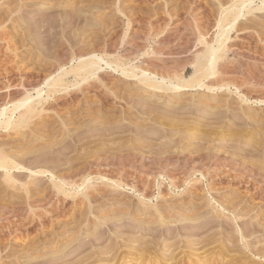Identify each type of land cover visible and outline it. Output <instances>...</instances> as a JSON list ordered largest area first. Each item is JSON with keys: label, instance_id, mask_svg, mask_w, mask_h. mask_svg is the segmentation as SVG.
Masks as SVG:
<instances>
[{"label": "rangeland", "instance_id": "1", "mask_svg": "<svg viewBox=\"0 0 264 264\" xmlns=\"http://www.w3.org/2000/svg\"><path fill=\"white\" fill-rule=\"evenodd\" d=\"M232 1L0 0L3 121L17 123L15 105L44 96L27 125H0V159L5 152L21 167L0 169V264H153L165 255L160 264H264V0H248L229 54L203 76L214 90L155 91L140 75L190 78ZM91 54L139 67V77L73 73L48 98L47 78Z\"/></svg>", "mask_w": 264, "mask_h": 264}, {"label": "bare ground", "instance_id": "2", "mask_svg": "<svg viewBox=\"0 0 264 264\" xmlns=\"http://www.w3.org/2000/svg\"><path fill=\"white\" fill-rule=\"evenodd\" d=\"M251 1H249L248 2V0H238V1H232V4H231V6L228 8V9H226L225 11H224V17L223 18H221V20H220V22H219V33H218V35H217V37H216V41H215V44H214V42H208V41H206V40H203V42H204V44H205V50H204V52L200 55V56H198L197 57V59H196V63L194 64V73L190 76V78H187L184 74H180L179 73V75H176L175 77H172V78H165V77H160L161 75H159V76H157V75H155V74H151L150 73V71H149V73L147 72V69H146V71H145V69L144 70H141V82L142 83H145V84H148V86L149 87H151V88H153L155 91L156 90H174V91H187V90H191V89H197V88H205V89H208V90H214V88H213V86H209V85H206L205 84V82H204V80H202V78H203V76H206L207 78H210V77H212V76H215V74L217 73L216 71H217V69H216V67H217V64H218V61L220 60V59H223L224 57H226V54L228 53H226V49H227V42H228V40L230 39V37H229V35H230V33H231V31L234 29V27H235V25H236V23H237V21H238V19L241 17V16H243V11L245 10V9H247L248 7H250L251 6V3H250ZM263 6H264V4H262ZM249 9V8H248ZM81 10V9H80ZM75 11V10H74ZM82 11H83V9H82ZM90 11V10H89ZM79 11H76V13L78 14V16H80L79 15V13H78ZM85 11H83L82 13H84ZM74 14H76L75 12H73ZM76 16V15H75ZM78 16H76V18L78 17ZM81 17V16H80ZM242 18V17H241ZM78 19H79V17H78ZM38 53V52H37ZM229 54V53H228ZM77 57H79L78 55H77ZM104 57V56H103ZM103 57H100L99 55H97V54H91V55H89V56H87V57H81L80 59H78V61H76L77 62V65H76V67L75 68H72V69H70L69 71H68V69L66 70V69H62L61 70V72L56 76V77H49V78H47V81L45 82V84H46V87L49 89L48 90V94H47V96H48V98H50V96H52V94H56V93H60V92H62V91H66L67 90V86H66V84L64 83L65 82V80H66V77H68L70 74L72 75L73 73L74 74H82V75H84V78H83V81H87L88 79H90L91 77L93 78V77H95V76H97L98 75V73L100 72V71H103V70H105V68H111L112 70H114V71H116V72H118L119 70H121V73L123 74V75H129V74H131V77H133V78H136V77H139L138 76V74H136L135 72L136 71H140V68L139 67H132V66H124L123 64L121 65L120 64V62H118V61H106ZM120 61V60H119ZM50 66V65H49ZM53 69V68H52ZM60 70V69H59ZM138 71V72H139ZM81 75V76H82ZM45 86V85H44ZM226 86L224 85V86H222V87H220V88H218V89H223V88H225ZM41 88V87H40ZM152 90V89H151ZM153 91V90H152ZM36 99H39L40 101L38 102V103H41V105L44 103L43 102V99H44V96H43V90L42 89H40V90H38L37 91V97L36 98H33V97H31V96H27L26 98H24L23 100H21V101H19L16 105H15V107H14V111L13 112H19V114H20V112L21 111H23L20 115H19V117H18V119H17V123L15 122V118L14 119H11V118H9V119H5L4 121H3V118H6L7 117V112H8V109H5L4 108V110H2V111H0V125H4L5 126V128H11V127H14L15 125L17 126V125H20V124H28V123H30L36 116H37V113H38V111H37V108H36V106L34 105V102H35V100ZM43 102V103H42ZM16 103V102H15ZM12 112V113H13ZM95 112V111H94ZM11 113V114H12ZM9 116V115H8ZM38 119V118H37ZM179 121V120H178ZM177 121V122H178ZM182 121H184V120H182L181 119V121L180 122H182ZM76 122V121H75ZM184 122H187V121H184ZM32 124V123H31ZM174 125V124H173ZM177 125V124H176ZM4 126H2V127H4ZM178 126V125H177ZM182 127V126H181ZM190 127V126H189ZM24 129H26L25 127H23ZM16 129V128H15ZM182 129V128H181ZM23 130V129H22ZM183 130V129H182ZM185 130V129H184ZM89 137H92V134H91V136H89ZM93 137H94V134H93ZM92 137V138H93ZM181 137H183V136H181ZM87 139H88V137H87ZM184 139V138H183ZM185 140V139H184ZM238 140V139H237ZM80 141V140H79ZM2 151V150H1ZM195 151V150H194ZM194 151H193V153H194ZM200 152V151H199ZM198 151H196L195 153H199ZM71 153V152H70ZM192 153V154H193ZM0 154H1V152H0ZM3 155L5 156V152L2 154V157H1V159H0V169H2V170H4V171H6L7 173H11V172H13V170H18V169H21V167H19V166H16V165H10V164H8L7 162H6V158H4L3 157ZM193 155H196V154H193ZM198 155V154H197ZM7 156V155H6ZM186 157H188V156H186ZM185 157V158H186ZM16 158V157H15ZM81 158V157H80ZM105 160V159H104ZM130 160V159H129ZM106 161V160H105ZM205 161H206V159H205ZM130 162V161H129ZM204 162V161H203ZM203 162H201V163H203ZM184 164V163H183ZM216 165V164H215ZM88 166V165H87ZM109 166H111V165H109ZM120 167H121V165H119ZM184 166V165H183ZM93 168L95 167V166H92ZM91 167V168H92ZM107 167V166H106ZM85 168H87V167H85ZM101 168H102V166H101ZM73 169V168H72ZM121 169H123V168H121ZM196 169V168H195ZM75 170V169H74ZM86 170V169H85ZM84 170V171H85ZM88 170V169H87ZM87 170L85 171V172H87ZM92 169H90V171H91ZM198 170V169H197ZM84 171H82V172H84ZM199 171V170H198ZM97 172V171H96ZM78 173V172H77ZM91 173V172H90ZM118 173V172H117ZM191 173H193V172H191ZM190 173V174H191ZM80 173H78L77 175H75L76 177L77 176H80V175H82V174H80ZM84 174V173H83ZM93 174V173H92ZM94 174H95V171H94ZM189 174V175H190ZM46 175V174H45ZM50 175V174H49ZM66 176H67V174H65ZM64 175V176H65ZM72 175V174H71ZM115 175V174H114ZM117 175V174H116ZM206 175V174H205ZM13 176V175H12ZM73 176V175H72ZM72 176H71V178H72ZM99 176H102V175H99ZM60 177H62V175L60 176ZM70 177V176H69ZM107 177V176H106ZM114 177V176H113ZM189 177V176H188ZM33 178V177H32ZM65 178V177H64ZM73 178H74V176H73ZM9 179V178H8ZM57 179V178H56ZM66 179V178H65ZM75 179V178H74ZM171 180H172V178H171ZM76 181V180H75ZM79 181V180H78ZM109 181V180H108ZM124 181V180H123ZM197 181H200V180H197ZM10 183H11V180H10ZM31 183V182H30ZM65 183V182H64ZM73 183V182H72ZM75 183V182H74ZM77 183V182H76ZM12 184V183H11ZM27 184V183H26ZM86 184V183H85ZM26 186V185H25ZM64 186V185H63ZM74 186V185H73ZM73 186H72V188H73ZM66 187V186H65ZM70 187H71V184H70ZM119 188V187H118ZM197 205V204H196ZM198 207H201V206H198ZM195 209V208H194ZM197 209V208H196ZM195 209V210H196ZM213 210H215V212L217 211L215 208L213 209ZM237 210V209H236ZM188 211V210H187ZM184 212V211H183ZM196 212V211H195ZM219 212V211H218ZM232 212H234L233 210H232ZM241 212H243V211H241ZM248 212H250V211H248ZM247 212V213H248ZM186 213H189L190 214V212H186ZM217 213V212H216ZM245 213V212H244ZM184 214V213H183ZM219 215H218V217H217V214L215 215V218L216 219H218L219 218V216H221V214L220 213H218ZM243 214V213H242ZM187 215V214H186ZM193 215V217H194V214L192 213L191 214V216ZM202 215V214H201ZM207 215V214H206ZM245 215V214H244ZM108 216V215H107ZM182 216V215H181ZM181 216H180V218H181ZM190 216V215H189ZM205 216V215H204ZM208 216V215H207ZM239 216H240V214H238V216H237V219L239 218ZM243 216V215H242ZM247 216V215H246ZM154 217V216H153ZM171 217V216H170ZM173 218H174V216H172ZM175 217H177L176 215H175ZM185 217V216H184ZM187 217H188V215H187ZM193 217H191V218H186V219H184V220H188V221H195V219L197 220L198 219V215H197V218L195 217V219L193 218ZM202 217V216H201ZM211 217V216H210ZM212 217H214V216H212ZM233 217V216H232ZM236 217V216H235ZM141 218V217H140ZM155 218V217H154ZM223 218H225V217H223ZM108 219H110L109 217H108ZM160 219V218H159ZM162 219H165V218H162ZM168 219V217L166 218V220ZM183 219V218H182ZM230 219H231V217H230ZM229 219V220H230ZM91 220V219H90ZM144 220V219H143ZM146 220H148V219H146ZM154 220V219H153ZM169 220V219H168ZM163 221V220H162ZM144 222V221H143ZM146 222V221H145ZM145 222H144V224H145ZM155 222H156V219H155ZM196 222V221H195ZM151 224H152V222H150ZM164 223H166V222H164ZM210 223V222H209ZM146 224H149V223H146ZM167 224V223H166ZM194 224V223H193ZM223 224V223H222ZM90 225V224H89ZM164 225V224H163ZM162 225V226H163ZM216 225V224H215ZM218 225V224H217ZM145 226V225H144ZM211 226H213V225H211ZM96 227V225L94 226V228ZM147 227V226H146ZM223 227V226H222ZM75 228V227H74ZM74 228H72V230H74ZM93 228V227H92ZM210 228V227H209ZM146 229V228H145ZM175 229V228H174ZM206 229H208V228H206ZM119 230V229H118ZM191 230V229H190ZM205 230V229H204ZM96 231V230H95ZM128 231V230H127ZM179 231H181V230H179ZM195 231V230H194ZM235 231V230H234ZM115 232H116V229H115ZM122 233L123 231L120 229V231L119 232H116L117 234L118 233ZM135 232H137V231H134V235H136V233ZM175 232V231H174ZM182 232V231H181ZM199 232V231H198ZM200 232H201V230H200ZM206 233L207 231H203V233ZM124 233H126L127 234V232H124ZM132 233L130 234V235H132ZM183 233V232H182ZM182 233H181V235H182ZM194 233V232H193ZM202 233V232H201ZM200 233V234H201ZM203 233H202V236H203ZM235 233V232H234ZM245 233V232H244ZM95 234V233H94ZM129 234V233H128ZM138 234V233H137ZM166 234V233H165ZM164 234V235H165ZM178 234H180V232H177V235ZM188 234L191 236V232L190 233H187V236H188ZM246 234V233H245ZM245 234H243L244 236H245ZM65 235V234H64ZM71 236H72V234H70ZM116 235V234H115ZM156 235V234H155ZM177 235L175 234V236H174V234H173V236L174 237H177ZM183 235H185V232H184V234ZM211 235V234H210ZM233 235H235V234H233ZM242 235V236H243ZM143 236V235H142ZM167 236V235H166ZM173 236H171V238L173 237ZM195 236H196V233H195ZM198 236H200V235H198L197 234V236H196V238H201V237H198ZM236 236V235H235ZM247 237H248V235H246ZM245 236V237H246ZM110 237V236H109ZM154 237V236H153ZM160 237V236H159ZM165 237V236H164ZM168 237V236H167ZM183 237V236H182ZM185 237V236H184ZM189 237V236H188ZM225 237V236H224ZM229 237V236H228ZM228 237H225V238H228ZM113 238V237H112ZM116 238V237H115ZM166 238V237H165ZM178 238V237H177ZM192 238L193 239H195L194 238V235H192ZM210 238V237H209ZM68 239V238H67ZM159 239H161V238H159ZM159 239H158V241H159ZM164 239V238H163ZM111 240V239H110ZM168 240H170V238L168 239ZM173 241H174V239H172ZM175 240H176V238H175ZM190 240V239H189ZM208 240V239H207ZM207 240H205L206 242H207ZM209 240H211V239H209ZM209 240H208V242H209ZM214 240V239H213ZM212 240V241H213ZM219 240V239H218ZM222 240H224L223 238H222ZM226 240V239H225ZM228 240H230L229 238H228ZM228 240H226V241H228ZM243 241H245L244 239H242ZM68 241V240H67ZM103 241V240H102ZM157 241V240H156ZM163 241H167V239L166 240H163ZM172 241V242H173ZM200 241H202L201 239H200ZM205 241H204V244H203V246L205 245ZM220 241V240H219ZM225 241V242H226ZM54 242V241H53ZM88 242V241H87ZM114 242V241H113ZM178 242V241H177ZM195 242H196V240H195ZM214 242H215V240H214ZM213 242V243H214ZM224 242V241H223ZM97 243V242H96ZM166 243V242H165ZM171 243V242H170ZM180 243V242H179ZM184 243V242H183ZM188 243H190V242H188ZM244 243V242H243ZM250 243V241L248 242V244ZM64 244H66V243H64ZM90 244V243H89ZM149 244H150V241H149ZM176 244H178V243H176ZM196 244V243H195ZM197 244H198V242H197ZM199 244H202V242H199ZM209 244V243H208ZM208 244H206V246H208ZM216 244V243H215ZM225 244V243H224ZM246 244V243H245ZM251 244H253V243H251ZM53 245V244H52ZM111 245V244H110ZM154 245V244H153ZM172 245V244H171ZM175 245V244H174ZM173 245V246H174ZM193 245V244H192ZM210 245H212V244H209V246ZM214 245V244H213ZM227 245V244H226ZM230 246H232L231 244H229ZM227 246L226 248H227V250L228 249H230V248H232L233 249V247H230V246ZM250 245V244H249ZM65 246V245H64ZM69 246V244L67 243V246L65 247V248H67ZM81 246V245H80ZM96 246V245H95ZM116 246V245H115ZM142 247L144 246V245H141ZM152 246V245H151ZM177 246H179V245H177ZM185 246V245H184ZM188 245H186L185 247H187ZM191 245H189V248H191L190 247ZM194 246V245H193ZM195 246H197V247H199L200 245H195ZM206 246H204L203 247V249L204 248H206ZM208 246V247H209ZM219 246V245H218ZM62 247V246H61ZM137 247V246H136ZM147 247V246H146ZM149 247V246H148ZM154 247H156L155 245H154ZM154 247H152V248H154ZM184 247V248H185ZM207 247V248H208ZM229 247V248H228ZM238 247V246H237ZM246 247H248V248H251V247H249V246H246ZM64 248V249H65ZM87 248H89L88 246H87ZM108 248V247H107ZM114 248V247H113ZM132 248H134V247H132ZM144 248V247H143ZM151 248V251L153 250ZM188 248V247H187ZM188 248V249H189ZM202 248V247H201ZM240 248V247H239ZM55 249V248H54ZM61 249V248H60ZM64 249H62L61 251L60 250H57V253H55V254H59V253H61ZM86 249V248H85ZM85 249L83 250L84 252H86L88 249H86V251H85ZM117 249V248H116ZM136 249V248H135ZM137 249H138V247H137ZM136 249V250H137ZM139 249H140V247H139ZM139 249H138V251H139ZM148 249V248H147ZM170 249V248H169ZM192 250L193 249H197V248H191ZM235 249V248H234ZM234 249H233V251H234ZM238 249V248H237ZM254 249H255V245H254ZM115 250V249H114ZM144 250H145V248H144ZM212 250V249H211ZM236 250V249H235ZM252 250V249H251ZM58 251H60V252H58ZM78 251V250H77ZM82 251V252H83ZM109 251V250H108ZM116 251V250H115ZM137 251V252H138ZM148 251V250H147ZM147 251H143V252H147ZM165 251H166V249H165ZM173 251V250H172ZM172 251H169L170 253H171V256H172ZM199 251H202V249L200 250V248H199ZM198 251V252H199ZM228 251H230V250H228ZM238 251H240V250H238ZM81 252V251H80ZM112 252H113V250H112ZM119 252V251H118ZM142 252V251H141ZM140 252V253H141ZM142 252V254H144ZM149 252V251H148ZM175 252V251H174ZM208 252H210V250H208ZM235 252V251H234ZM252 252H253V250H252ZM258 252V251H257ZM69 253V252H68ZM73 253V252H72ZM79 253V252H78ZM108 253V252H107ZM150 253V252H149ZM159 253V252H158ZM188 253H192V252H188ZM243 253V252H242ZM261 253V252H260ZM260 253H256V254H258V255H260ZM262 253H264V252H262ZM261 253V254H262ZM74 254V253H73ZM76 255H77V253H75ZM109 254H110V252H109ZM114 254H116V253H114ZM118 254V253H117ZM137 254H139V253H137ZM167 254V253H166ZM175 254V253H174ZM180 254H182V253H180ZM201 255H202V253H200ZM205 254V253H204ZM218 254V253H217ZM229 254L231 255L232 253L231 252H229ZM228 254V252H226L224 249L222 250L221 249V252H220V255H222V258H225V259H227L228 257H226L227 255H229ZM239 254V253H238ZM80 255H81V253H80ZM80 255L78 254V256L80 257ZM84 255V254H83ZM108 255V254H107ZM141 255V254H140ZM235 255V254H234ZM66 256V255H65ZM70 256V255H69ZM73 256V255H72ZM82 256V255H81ZM109 256V255H108ZM115 257H116V255H114ZM113 256V257H114ZM122 256V255H121ZM134 256V255H133ZM133 256H131V257H133ZM138 256V255H137ZM137 256L136 257H134V258H137ZM165 256H168V255H165ZM165 256H163L164 258H165V260H167V259H169V258H167V257H165ZM200 256V255H199ZM202 256H204V255H202ZM263 256V255H262ZM76 257V256H75ZM72 258V261L75 259H78L77 257L76 258ZM100 257V256H99ZM156 257V256H155ZM168 257H170V256H168ZM212 257V256H211ZM250 257V256H249ZM249 257H247V258H249ZM91 258H93V256H91ZM96 258V257H95ZM107 258H111V257H107ZM139 259H140V256L138 257ZM161 258H162V256H161ZM164 258H162V259H160V258H158L157 260H153V264H160V263H162V260L164 259ZM191 258V257H190ZM244 258H246V256H244ZM252 258V257H251ZM263 258H264V256H263ZM68 259V258H67ZM65 260L66 262H65V264L67 263V261L69 260ZM71 259V258H70ZM87 259V258H86ZM90 259V258H89ZM88 259V260H89ZM105 259V258H104ZM154 259V258H153ZM81 260V259H80ZM85 260V259H84ZM83 260V262H86V260L84 261ZM91 260V259H90ZM109 260V259H108ZM138 260V259H137ZM170 260V259H169ZM181 260V259H180ZM247 260V259H246ZM61 262H63L62 260H60ZM71 261V262H72ZM92 261H94L93 259H92ZM91 261V262H92ZM112 261V260H111ZM145 261V260H144ZM168 261V260H167ZM166 261V262H167ZM174 262H175V260H173ZM209 261H211V260H209ZM209 261L207 260V258L205 259H203L202 260V262L200 263V264H208L209 263ZM213 261V260H212ZM220 261V260H219ZM218 261V262H219ZM243 261V260H242ZM252 262H253V260H251ZM58 262V261H57ZM56 262V263H57ZM68 262H70V261H68ZM81 262V261H80ZM80 262H78L77 263V261H76V263L75 264H79ZM90 262V261H89ZM95 262H97V261H94V262H92L91 264H96ZM114 262V261H113ZM120 262V261H119ZM172 262V261H171ZM55 263V264H56ZM64 263V262H63ZM98 263V262H97ZM151 263V262H150ZM169 263V262H168ZM173 263V262H172ZM180 263H182V262H179V264ZM187 263V262H186ZM197 263V262H196ZM258 264H259V262H257ZM59 264H62V263H60L59 262ZM72 264H73V262H72ZM82 264V263H81ZM84 264V263H83ZM88 264V263H87ZM90 264V263H89ZM118 264V263H117ZM149 264V263H148ZM166 264V263H165ZM198 264V263H197ZM211 264V263H210ZM213 264V263H212ZM216 264V263H215ZM238 264V263H237Z\"/></svg>", "mask_w": 264, "mask_h": 264}]
</instances>
